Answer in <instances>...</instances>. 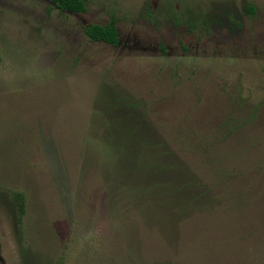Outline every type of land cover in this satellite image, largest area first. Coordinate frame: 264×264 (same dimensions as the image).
Returning <instances> with one entry per match:
<instances>
[{"label": "rangeland", "instance_id": "obj_1", "mask_svg": "<svg viewBox=\"0 0 264 264\" xmlns=\"http://www.w3.org/2000/svg\"><path fill=\"white\" fill-rule=\"evenodd\" d=\"M0 264H264V0H0Z\"/></svg>", "mask_w": 264, "mask_h": 264}, {"label": "trees", "instance_id": "obj_2", "mask_svg": "<svg viewBox=\"0 0 264 264\" xmlns=\"http://www.w3.org/2000/svg\"><path fill=\"white\" fill-rule=\"evenodd\" d=\"M52 4H54L59 10L64 11V12H69V13H84L86 11V0H51ZM85 35L93 42H102L107 45H111L113 47H116L118 44V33L117 29L115 26V22L111 21L110 23L100 26V25H90L87 28L84 29ZM139 128L138 131L132 130L130 132V138L136 139L133 140L132 142H127L123 146H120L123 152H127L130 154V156L135 157V154H138L133 150V147H135L133 144H139L143 143V138L142 137V129L138 126ZM141 132V133H139ZM136 141V142H135ZM138 150L140 147V144L137 146ZM142 160H148V157H141ZM150 160V159H149ZM148 160V161H149ZM153 169V172L156 174H153V176H158L162 175L163 176V171L165 168L162 166V164H159L158 166L153 165L152 161L150 162ZM178 174V173H177ZM179 178H175L172 181H169L167 183H164L162 185H156L155 187H152L151 190H155L156 193H158V201H161L166 203L169 200L173 201L175 200L176 197H182L184 196L185 193H187L188 186L191 182L196 183L195 179L189 177L188 179H183L179 176ZM155 181V180H154ZM157 181V180H156ZM12 199L14 200L16 204V209H17V214L18 216H22L24 214V198L21 193H13ZM189 201H193L192 197H189ZM181 206H178L180 205ZM184 204L182 201H178L176 198L175 205L178 207L176 210H182L188 207V205H182ZM184 211V210H182Z\"/></svg>", "mask_w": 264, "mask_h": 264}, {"label": "flooded vegetation", "instance_id": "obj_3", "mask_svg": "<svg viewBox=\"0 0 264 264\" xmlns=\"http://www.w3.org/2000/svg\"><path fill=\"white\" fill-rule=\"evenodd\" d=\"M113 47V46H112Z\"/></svg>", "mask_w": 264, "mask_h": 264}]
</instances>
